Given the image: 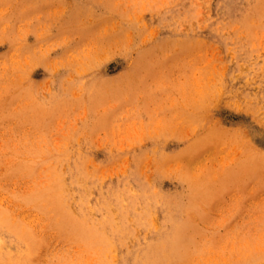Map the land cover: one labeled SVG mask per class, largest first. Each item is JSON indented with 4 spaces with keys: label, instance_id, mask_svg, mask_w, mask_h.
<instances>
[{
    "label": "rangeland",
    "instance_id": "374dc122",
    "mask_svg": "<svg viewBox=\"0 0 264 264\" xmlns=\"http://www.w3.org/2000/svg\"><path fill=\"white\" fill-rule=\"evenodd\" d=\"M0 264H264V0H0Z\"/></svg>",
    "mask_w": 264,
    "mask_h": 264
},
{
    "label": "bare ground",
    "instance_id": "6f19581e",
    "mask_svg": "<svg viewBox=\"0 0 264 264\" xmlns=\"http://www.w3.org/2000/svg\"><path fill=\"white\" fill-rule=\"evenodd\" d=\"M68 7V6H67ZM71 7V6H70ZM240 7H242V6H240ZM243 10V9H242ZM233 77V76H232ZM235 81V80H234ZM189 99V98H188ZM185 104V103H184ZM217 106V105H216ZM191 125V124H190ZM179 128V127H178ZM189 130V129H188ZM179 132V131H178ZM185 134V133H184ZM209 144V143H208ZM188 145V144H187ZM201 145V144H200ZM185 147H187V146H185ZM184 150V149H183ZM182 152V151H181ZM181 154V153H180ZM190 154V153H189ZM186 155V154H185ZM76 160V159H75ZM164 168H165V166H164ZM156 186H157V184H156ZM168 192V191H167ZM159 207V206H158ZM160 226V225H159ZM155 237V236H154ZM141 240V239H140ZM142 246V245H141ZM140 246V247H141Z\"/></svg>",
    "mask_w": 264,
    "mask_h": 264
}]
</instances>
